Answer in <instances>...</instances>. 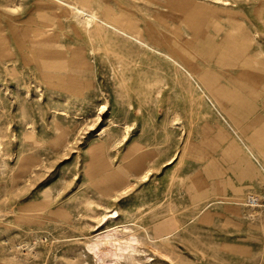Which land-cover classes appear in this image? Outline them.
<instances>
[{"label": "rangeland", "instance_id": "1", "mask_svg": "<svg viewBox=\"0 0 264 264\" xmlns=\"http://www.w3.org/2000/svg\"><path fill=\"white\" fill-rule=\"evenodd\" d=\"M116 221L161 234L118 264H264V0H0V264Z\"/></svg>", "mask_w": 264, "mask_h": 264}, {"label": "bare ground", "instance_id": "2", "mask_svg": "<svg viewBox=\"0 0 264 264\" xmlns=\"http://www.w3.org/2000/svg\"><path fill=\"white\" fill-rule=\"evenodd\" d=\"M75 9H76L78 14L84 13L87 15L86 23H89L93 18L95 19L94 13L88 14V13L84 12L83 9H80L78 7H76ZM104 23L113 29L117 28L116 25L114 26L108 20H104ZM140 45H143L146 48L152 49V50L156 51L157 53L164 55L167 59H171L170 54H168L169 52L165 53L163 50L157 48L155 45H152L150 43L149 44H140ZM171 49H173V48H171ZM172 60L176 63V59L173 58ZM182 62H183V60H182ZM188 63H189V61H188ZM176 68H177V66H176ZM100 107H99V109H100ZM102 108H103V105H102ZM137 174L138 173L135 172V176H138ZM129 175L127 177V175L125 176V174L118 172V171L106 172L103 174V176L99 180L101 182H103L104 184L106 181L112 180L113 183L107 184V188L116 189L117 185L119 186L120 184H125V183L129 182ZM104 216L105 215H103L102 218ZM113 216H114V214H113ZM102 221H104V219ZM113 223H115V225L109 224L106 228H104L103 230L96 233L95 239L92 240L91 241L92 244L89 245V248L93 251L94 255L98 259L101 260V264H118L117 262H120L121 260L123 261L126 257H132L133 255H135V253H137L139 251V248L137 247V245L140 243V238L144 237L143 239H145V240H151V239H155L157 237H161L160 236L161 234H159V236H156V234H155V236L150 237L149 230L146 226L139 227L137 225V228H136V226L134 227L133 225L124 224L123 221H116ZM135 231H137V232L140 231L141 236L137 235L135 233ZM102 254L109 256L111 258L110 259H103Z\"/></svg>", "mask_w": 264, "mask_h": 264}, {"label": "built area", "instance_id": "3", "mask_svg": "<svg viewBox=\"0 0 264 264\" xmlns=\"http://www.w3.org/2000/svg\"><path fill=\"white\" fill-rule=\"evenodd\" d=\"M252 199H254V198H252ZM253 201V200H252Z\"/></svg>", "mask_w": 264, "mask_h": 264}]
</instances>
